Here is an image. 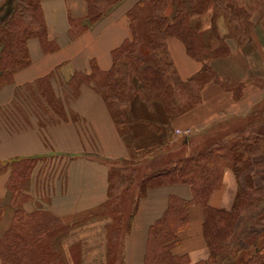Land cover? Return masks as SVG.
Returning <instances> with one entry per match:
<instances>
[{
  "label": "crops",
  "instance_id": "0c3cea01",
  "mask_svg": "<svg viewBox=\"0 0 264 264\" xmlns=\"http://www.w3.org/2000/svg\"><path fill=\"white\" fill-rule=\"evenodd\" d=\"M142 1L146 0H118L90 22L87 0H40L45 41H27L29 64L13 74L11 83L0 87V111L11 106L19 91L45 79L61 104L54 122L32 116L22 130L2 128L0 162L54 160L60 164L57 168L63 179L55 178L47 206L52 215L69 225L70 264H108L110 234L117 242L115 264H143L150 227L164 214L169 197L192 199L187 184L149 188L136 199L124 232L113 231V219L106 208L110 200L108 175L114 163L125 167L134 154L157 148L164 151V146L177 147L182 154L176 158H180L201 145L206 136L213 134L223 141L264 129V0H232L237 10L225 11L226 17L224 12L218 16L213 5L190 14V27L203 46L201 57H192L181 40L168 37L166 50L175 80L172 94L161 102H143L136 93L135 100L122 109L126 121L122 129L116 125L104 99L105 88L91 80V74L111 69L113 51L131 38L128 15ZM239 8L247 14H239ZM174 9L175 0H168L164 15L171 17ZM111 39L115 42L103 45ZM222 48L228 54L214 56V51ZM205 69H210L212 76L197 82ZM75 80L81 82L77 94L68 98L64 85ZM176 130L191 133L175 138ZM254 161L257 166L248 172L264 181V158L257 156ZM38 169L34 166L29 178L31 197H35ZM10 181L9 170L0 173V237L14 215ZM240 181L232 170L225 169L209 205L231 210ZM188 221V227L177 233L172 253L183 257L184 264H196L209 257L200 205H190Z\"/></svg>",
  "mask_w": 264,
  "mask_h": 264
},
{
  "label": "trees",
  "instance_id": "16d2710c",
  "mask_svg": "<svg viewBox=\"0 0 264 264\" xmlns=\"http://www.w3.org/2000/svg\"><path fill=\"white\" fill-rule=\"evenodd\" d=\"M87 2L88 19L94 22L118 0ZM211 5L216 12H224L226 17L225 11L228 10L219 11L216 0H175L171 17L164 15L168 0H146L136 4L135 9L129 13L131 38L113 51V64L109 71L100 73L94 70L91 74V80L103 84L106 105L120 129L126 122L122 109L132 102L129 95L132 80L137 79L141 84L136 93H140L143 102H161L172 94L175 80L166 50L165 41L168 37L174 36L181 40L192 57H201L203 46L190 27L189 16L205 11ZM45 37L40 0L0 2V87L11 83L13 74L29 64L27 41L31 38L45 41ZM228 52L222 48L214 51V56H224ZM211 76V70L205 69L196 81H206ZM79 82L75 80L64 85L68 98L77 94L76 86ZM39 99L45 104L44 112L36 116L46 123L56 121L60 116L61 104L45 79L19 91L11 106L0 111V130L5 126L17 130L15 121L20 118L16 115H20L21 121L27 125L31 115L27 108L31 103L35 106V101ZM24 103L27 105L26 110ZM21 121L17 122L23 128L26 125ZM205 138L188 155L173 158L162 167L150 171L138 185L137 198L143 196L149 188L166 185L187 184L192 191L190 200L169 197L164 214L150 227L143 264H184V258L174 255L172 248L178 242L177 233L189 225L188 209L193 203L203 209L202 232L209 250L208 259L196 264H264V185L254 186L253 177L248 172L251 166H257L254 161L257 156L264 158V129L236 134L223 141L216 137ZM23 162L26 161L0 162V173L6 170L11 173V207L14 210L10 227L0 237L2 264H41L31 258L30 250L46 239L56 221L54 215L30 198L27 183L29 185L31 172L37 165L35 197L48 202L51 192H45L43 188H52L60 164L54 160L42 162L43 165L28 160L26 166H21ZM51 163L56 164V167L48 171L47 167ZM225 169L232 170L244 184L240 181L233 207L229 211L209 205V198L219 189ZM122 174L116 167L109 170L110 202L112 192L117 191L116 187L128 178ZM58 179H63V176L59 175ZM25 183L26 187L23 186ZM244 225L247 229L239 235V227ZM113 227L114 219L110 229L113 230ZM115 231L119 232V229ZM116 253L117 242H113L109 235L108 264H115Z\"/></svg>",
  "mask_w": 264,
  "mask_h": 264
},
{
  "label": "rangeland",
  "instance_id": "374dc122",
  "mask_svg": "<svg viewBox=\"0 0 264 264\" xmlns=\"http://www.w3.org/2000/svg\"><path fill=\"white\" fill-rule=\"evenodd\" d=\"M217 5H218L219 11H222V9L228 10V11H233L234 9H236L238 7L236 5V3L233 2L232 0H223V1L218 0ZM238 12H239V14H242L243 16H244V14L245 15L247 14L246 13L247 11L242 9V8H239ZM216 14L219 16L220 13L217 12ZM224 16H225V14H224ZM140 86H141V84L138 82L137 79H134L131 81V83L129 85V90H130L129 95H130V99L132 102L135 100L136 92L138 91V88ZM24 105H25L24 109L26 110V108H27L26 103H24ZM30 105L33 107V109H32V107H30ZM30 105L27 108L28 113L31 114V115L29 114L30 115L29 117L33 118L32 116H36V114H41L42 112H44L45 104L42 101V99H39V101H35V106L32 103ZM20 106L22 107L23 104H20ZM15 115H16V113H15ZM16 116L18 118H20L18 120L21 121L22 117L20 115H16ZM15 120H17V118H15ZM17 121H15V124H16L15 128L17 130H15L14 127H8L7 129H9L12 132L22 130L21 123H19ZM21 122L24 123L23 121H21ZM6 127L7 126H5V128ZM177 131H179V130L174 131L175 138H179L181 136H185V135L191 133L190 130L179 131V132H177ZM209 136H211L212 139L215 138L213 134L209 135ZM206 137H208V136H206ZM201 140H202V138H201ZM176 149H177V147L176 148L175 147L167 148L164 146V148L162 149L164 151H161L159 148L153 149V150H147L145 152L146 154H144V153L134 154L132 157V160L127 161L125 167L121 166V164H123L121 162H117V163L113 164L114 166H112V167L118 168L119 172L123 173L122 175H124L125 177L127 175V177H128L127 178L128 180L127 179H125L126 181L123 180L122 185H120V184L118 186L116 185L117 191L112 192L113 193L112 194V200H111V202L109 201V204L107 205V208H106L107 209L106 214L108 216H112L111 218L114 219L113 231H115L116 229H119V231L121 233L124 232L126 225L128 223V219L132 213L136 198H137L138 185H139L140 181H142L143 177L146 174H148L150 171L155 170L159 167H162L165 163L169 162L173 158H176L178 155L182 154L181 152H177L178 149L177 150ZM149 157H154V158L152 160H149ZM43 164L44 163H42V165ZM26 165H27V161L23 162L21 166H26ZM30 165L32 166V163ZM55 167H56V164L52 165V163H51L48 165L47 170L48 171L54 170ZM59 175L60 174H58L56 177H58ZM54 176H55V174H54ZM253 180H254L253 181L254 186L260 187L262 184L264 185V181H262V177H260L259 175H256L255 179L253 178ZM241 183H242V181H241ZM23 186L26 187V183L23 184ZM27 187H29L28 183H27ZM43 189L45 190V192H47V190L50 191L49 188H47V189L43 188ZM29 193H31V192L28 190V194ZM30 198H32L35 203L40 205L41 208L48 210L47 200L40 201L36 197H30ZM27 208H29L28 204H27ZM54 218L56 219V221H55V224H53V228L50 230L49 235H47L46 239L39 242L37 245H35L30 250L31 258L36 259L41 264H70V261H69L70 258H69V253H68L69 251H67V245L71 241V239L69 238L70 236L67 235V233L69 232L68 231L69 225L61 222L56 217H54ZM117 226H118V228H117ZM245 229H247L245 227V225L240 226L239 227V235H240V232L244 231ZM242 246H244V245L242 244ZM262 254L264 255V248L262 249Z\"/></svg>",
  "mask_w": 264,
  "mask_h": 264
},
{
  "label": "bare ground",
  "instance_id": "6f19581e",
  "mask_svg": "<svg viewBox=\"0 0 264 264\" xmlns=\"http://www.w3.org/2000/svg\"><path fill=\"white\" fill-rule=\"evenodd\" d=\"M105 42V41H104ZM104 42H102L101 44H103ZM115 41H114V39H111V40H107V44H103L104 46H109L110 44H112V43H114ZM99 50L100 51H102L103 50V47H101V45H100V47H99Z\"/></svg>",
  "mask_w": 264,
  "mask_h": 264
},
{
  "label": "built area",
  "instance_id": "2783aa9c",
  "mask_svg": "<svg viewBox=\"0 0 264 264\" xmlns=\"http://www.w3.org/2000/svg\"><path fill=\"white\" fill-rule=\"evenodd\" d=\"M177 132H179V131H177ZM188 135V134H187Z\"/></svg>",
  "mask_w": 264,
  "mask_h": 264
}]
</instances>
